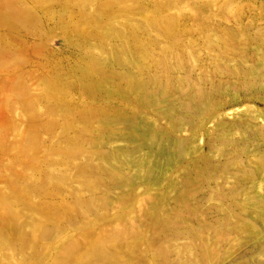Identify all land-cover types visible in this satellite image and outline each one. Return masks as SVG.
Returning a JSON list of instances; mask_svg holds the SVG:
<instances>
[{
	"label": "rangeland",
	"instance_id": "rangeland-1",
	"mask_svg": "<svg viewBox=\"0 0 264 264\" xmlns=\"http://www.w3.org/2000/svg\"><path fill=\"white\" fill-rule=\"evenodd\" d=\"M0 264H264V0H0Z\"/></svg>",
	"mask_w": 264,
	"mask_h": 264
}]
</instances>
